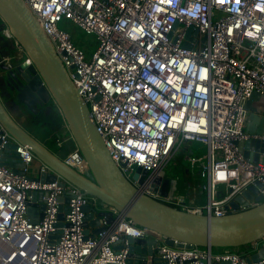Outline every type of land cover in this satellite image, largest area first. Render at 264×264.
<instances>
[{
    "label": "built area",
    "instance_id": "obj_1",
    "mask_svg": "<svg viewBox=\"0 0 264 264\" xmlns=\"http://www.w3.org/2000/svg\"><path fill=\"white\" fill-rule=\"evenodd\" d=\"M25 1L80 89L113 160L136 186L198 214L227 213L232 210L229 202L250 185L264 196V164L246 158L238 144L264 139L246 130L249 101L264 116V0ZM64 18L96 35L98 45L91 56L60 26ZM3 33L12 38L7 27ZM52 101L66 136L73 139ZM184 142L201 145L204 155L195 157L190 147L182 150ZM9 144L16 145L25 164L22 174L3 163ZM57 144L63 145L62 137ZM181 151L184 159L177 166L185 161L190 182L201 180L198 187L205 194L199 199L187 197L179 186L182 178L165 172ZM62 159L80 173L89 170L76 143ZM144 170L148 175L140 183ZM41 174L56 178L41 181ZM165 177L177 178V183L162 196ZM34 191L43 193L41 200L32 201ZM41 201L43 217L33 223L29 202ZM61 204L67 209L62 220ZM256 204L250 200L240 208ZM85 205L112 212L114 221L103 219L101 226L107 229L90 235ZM33 214L39 216L38 207ZM129 237L154 238L156 256L167 264H264V258L247 261L264 241L244 246L245 253L240 248L169 246L164 235L86 195L0 125V264H129Z\"/></svg>",
    "mask_w": 264,
    "mask_h": 264
},
{
    "label": "water",
    "instance_id": "obj_2",
    "mask_svg": "<svg viewBox=\"0 0 264 264\" xmlns=\"http://www.w3.org/2000/svg\"><path fill=\"white\" fill-rule=\"evenodd\" d=\"M0 34L7 27L13 40H16L25 51L28 61L21 62L16 56H0V125L19 143L30 147L31 151L54 171L78 186L86 195L94 196L110 207H114L137 225L162 234L166 244L175 247L192 248L193 246L217 248H241L255 242L264 241V196L259 194L256 186L250 185L241 195L229 202L232 208L225 214H198L182 210L165 201L148 195L136 186L123 173L113 160L109 148L100 134L93 114L84 100L80 89L75 85L69 71L65 67L53 43L44 32L39 20L29 8L25 0H0ZM253 97L258 98V94ZM54 100L66 120L70 134L86 159L89 170L80 173L66 164L62 157L45 144L34 133L20 124L13 115L15 109H27L35 112V107L50 105L57 111ZM251 102L247 103L250 109ZM58 113V112H57ZM59 114V113H58ZM260 115L255 110L249 115L246 130L251 134L264 135L258 124ZM264 117V116H262ZM240 150L246 158L264 164V139H249L238 142ZM16 145L9 144L3 156V163L17 173H24L25 167L15 151ZM185 173H190L186 162L180 165ZM141 168L137 169L139 177ZM148 175L142 171L140 183ZM41 181H54V174H41ZM177 178L162 179L160 195L167 196L174 191ZM161 178H158V182ZM185 181V182H184ZM184 184H191L189 178ZM258 185V184H257ZM156 190L157 187L154 186ZM190 192L189 190H186ZM32 201L41 200L43 193L31 192ZM62 200V198H60ZM258 204L241 209L248 201ZM68 201V198H67ZM38 207L39 216L33 214ZM45 204L29 202L28 214L33 223L41 220ZM59 219L64 218L67 209L60 205ZM85 226L94 228L98 234L107 229L101 226L104 219L107 224L114 221L112 212L93 210L90 205L83 206ZM60 224H58L59 226ZM88 234V230H86ZM129 264H167L156 256L154 238L129 237ZM150 257V258H149ZM264 258V243L260 250L247 258L248 262H257ZM184 261L183 264H189ZM214 264H229L215 262Z\"/></svg>",
    "mask_w": 264,
    "mask_h": 264
},
{
    "label": "crops",
    "instance_id": "obj_3",
    "mask_svg": "<svg viewBox=\"0 0 264 264\" xmlns=\"http://www.w3.org/2000/svg\"><path fill=\"white\" fill-rule=\"evenodd\" d=\"M10 53V55H14L16 56L21 62H24L26 61V54L24 52H22L21 50H19L16 46H15V41L6 36V35H1L0 34V56H2L3 54L5 55L4 57H7V55ZM250 110L251 112H254V107L251 105L250 106ZM21 112L22 110L21 109H16V110H13L12 113L13 115L16 117L17 116V112ZM261 119L259 120V124L258 126L264 130V117H262V115L259 113ZM53 121L56 123L54 125V128H53V131L54 135V140H49V137L47 135V133L45 134L46 136H42L41 135V131H38V130H30L28 129L29 131H31L32 133L35 134V136H37L38 138H40L45 144L49 145L52 150L57 153L60 157H64L67 153H69L74 147H75V142L73 141V139H71L69 136H66V131L64 130L63 128V123H62V119L60 117V115L57 113V111H55V114H54V118H53ZM42 128L43 129V133H45L46 128L45 127H42L40 126L39 129ZM62 128V131L60 132L59 129ZM59 133H61V135L59 136ZM62 136H66L65 138H63ZM59 137H62V146H59L57 144V139ZM192 142H184L183 143V146L185 145V149H187L188 147H190V149L194 150V148L191 146ZM53 146V147H52ZM180 154H184L183 151L180 152ZM184 157V155H183ZM181 158L180 160L184 159V158ZM180 160L177 161V164L180 163ZM170 172H173V171H170ZM177 174L175 173V175H170V176H174V177H180L182 178V180H186V178L190 175V173H185L184 172V169H177L176 170ZM192 183L190 184V186H192L191 188L194 189L192 191V194H194L193 196L190 195V192H186V190H189L188 188V185H185L184 182H180L179 183V186L185 190V195L187 197H192V198H201L205 192L203 190H200L199 187H198V183H201V180H191ZM89 234L90 235H93L94 234V229L90 226L89 227ZM261 247V246H260ZM260 247L256 249V251L254 250L251 255H253L254 253H256L257 251L260 250ZM155 248V246H154Z\"/></svg>",
    "mask_w": 264,
    "mask_h": 264
},
{
    "label": "rangeland",
    "instance_id": "obj_4",
    "mask_svg": "<svg viewBox=\"0 0 264 264\" xmlns=\"http://www.w3.org/2000/svg\"><path fill=\"white\" fill-rule=\"evenodd\" d=\"M60 26L71 34L76 45L79 46L81 49H83L88 57L91 56L92 53L96 50L97 45H98V40L95 34H88L84 32L77 24L65 18L62 19V21L60 22ZM38 131H41L42 136L44 137L46 136L45 134L47 133V131L43 133V129L42 128L39 129V127H38ZM191 146L194 148L193 155L195 157L198 158L204 155L205 149L201 145L192 143ZM181 149L186 150L185 145L184 146L182 145ZM182 157H183V154H178L168 163V165L165 168L166 174L168 175H175V173L177 174L176 172L177 161H179ZM204 163L206 164V161H204ZM32 168L36 172L38 169V166L33 165ZM170 171H173V172H170Z\"/></svg>",
    "mask_w": 264,
    "mask_h": 264
},
{
    "label": "flooded vegetation",
    "instance_id": "obj_5",
    "mask_svg": "<svg viewBox=\"0 0 264 264\" xmlns=\"http://www.w3.org/2000/svg\"><path fill=\"white\" fill-rule=\"evenodd\" d=\"M25 108V107H24ZM22 109L21 112H17L15 119L22 124L25 128L30 130H38V127L42 126L47 128L49 120H53L55 112L50 108L49 103L44 104L42 107H35V112H30L27 109ZM13 110H16L12 107Z\"/></svg>",
    "mask_w": 264,
    "mask_h": 264
},
{
    "label": "trees",
    "instance_id": "obj_6",
    "mask_svg": "<svg viewBox=\"0 0 264 264\" xmlns=\"http://www.w3.org/2000/svg\"><path fill=\"white\" fill-rule=\"evenodd\" d=\"M49 122L50 123L46 125L47 126V135H48V137L50 136L49 140H54V137H53L54 135H52V134H54V132H52V131H53L54 125L56 123L52 119L49 120ZM59 131L61 132L62 128H60ZM60 135H61V133H59V136ZM62 137L65 138L66 136H62ZM177 169H178V166H177ZM238 251L241 252V253H245V252H247V248L246 247H241L240 249H238Z\"/></svg>",
    "mask_w": 264,
    "mask_h": 264
},
{
    "label": "bare ground",
    "instance_id": "obj_7",
    "mask_svg": "<svg viewBox=\"0 0 264 264\" xmlns=\"http://www.w3.org/2000/svg\"><path fill=\"white\" fill-rule=\"evenodd\" d=\"M261 119V117H259ZM262 120V119H261Z\"/></svg>",
    "mask_w": 264,
    "mask_h": 264
}]
</instances>
